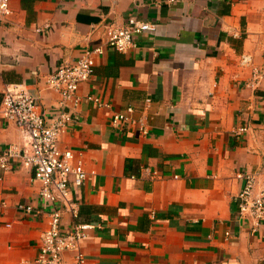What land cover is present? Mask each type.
I'll use <instances>...</instances> for the list:
<instances>
[{"label":"crops","instance_id":"1","mask_svg":"<svg viewBox=\"0 0 264 264\" xmlns=\"http://www.w3.org/2000/svg\"><path fill=\"white\" fill-rule=\"evenodd\" d=\"M0 22V152L23 145L2 113L7 85H25L47 120L61 109L45 78L86 50L101 47L74 124L59 138L90 174L72 187L76 216L61 229L93 228L82 241L88 264H264V223L238 214L236 177L264 174V81L251 88L252 67L264 71V0H10ZM130 17L155 25L136 48L108 47L104 26ZM41 29V31H37ZM243 55L252 64L242 65ZM150 99L151 102L147 103ZM133 107L136 123L113 127L114 112ZM248 130L241 134L239 128ZM42 183L15 163L0 178V264H37L50 209ZM229 233V235H227ZM65 252L62 264H73Z\"/></svg>","mask_w":264,"mask_h":264},{"label":"built area","instance_id":"2","mask_svg":"<svg viewBox=\"0 0 264 264\" xmlns=\"http://www.w3.org/2000/svg\"><path fill=\"white\" fill-rule=\"evenodd\" d=\"M10 0H0V22L11 15ZM108 47L119 52H127L136 48L135 37L155 30V25L147 21L130 17L126 24L104 26ZM41 31V29H37ZM101 47L86 50L76 61L62 64L54 73L45 78L47 86L58 92L60 113L47 120L41 112L37 98L25 85H7L3 92L1 113L3 117L15 124L25 139L23 145L12 144L0 152V178L11 170L15 163L31 169L34 179L42 183L40 197L43 202L40 208L28 204H19L18 210L26 214H42L50 209L48 229L42 234L37 264H62L65 252H75L73 264H88L81 250V243L87 232L93 228L89 224L76 225L73 230L63 232L61 229L63 214L70 211L74 216L78 209L73 202L72 187H81L90 174L82 160L76 159L71 149H61L59 138L74 124L73 111L83 103H91L98 108H108L109 104L96 95L79 94L80 86L91 80L95 72V57L102 55ZM242 65L252 64L251 56L243 55ZM264 81V71L252 67V74L247 86L256 88ZM151 100L148 99L147 103ZM135 109L128 107L125 111L114 112L111 117L113 127L126 123H136L142 135L148 133L143 119L136 122L133 118ZM248 130L241 127L238 133ZM236 177L243 179L244 187L238 193V214L242 218H250L256 229L264 223V174L260 180L252 173L239 172ZM229 235V233H227ZM27 264V263H21Z\"/></svg>","mask_w":264,"mask_h":264}]
</instances>
